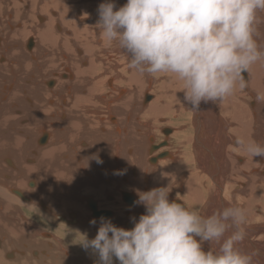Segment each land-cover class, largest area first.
<instances>
[{
  "label": "bare ground",
  "instance_id": "bare-ground-1",
  "mask_svg": "<svg viewBox=\"0 0 264 264\" xmlns=\"http://www.w3.org/2000/svg\"><path fill=\"white\" fill-rule=\"evenodd\" d=\"M106 2L118 9L127 0H0V262L5 250L18 248L9 251L14 261L0 264H99L91 249L86 255L75 241L72 253L81 261L57 241L41 244L36 236L47 237L45 225L59 226L52 217L64 221L68 215L70 223L76 221L69 233L94 239L100 220L93 225L89 216L100 218L89 208L92 203L110 213L115 226L130 230L131 218L145 213L134 205V189L167 185L170 201L184 202L204 217L221 211L219 192L232 202L228 207L244 208L249 243L238 247L258 251L253 264H264V247L255 245L264 246V157L246 150L252 142L264 146V60L242 73L245 87L237 82L226 100L202 103L194 111L172 74H138L117 43L112 52L121 58L112 60L110 42L96 28L98 7ZM259 30L258 43L264 44V24ZM106 63L111 67L104 70ZM163 125L165 140L155 145L151 133L158 140ZM164 144L168 150H162ZM152 146L169 155L148 162L145 153L153 154ZM138 174L132 184L127 180ZM24 209L33 213L26 221L13 215ZM45 246L46 257H25ZM218 247L203 245L205 251Z\"/></svg>",
  "mask_w": 264,
  "mask_h": 264
},
{
  "label": "clouds",
  "instance_id": "clouds-1",
  "mask_svg": "<svg viewBox=\"0 0 264 264\" xmlns=\"http://www.w3.org/2000/svg\"><path fill=\"white\" fill-rule=\"evenodd\" d=\"M114 9L111 2L99 5V34L118 44L138 74H172L194 111L226 100L237 82L245 87L242 73L264 60V44L258 43L264 0H127ZM246 150L264 157L256 142ZM169 194L168 185L138 192L134 205L145 213L131 218L132 229L101 217L95 238L84 235L81 246L98 255L99 264H113V258L119 264H253L259 252L238 247L246 239L244 208L204 217L170 201ZM204 243H216L218 251H205Z\"/></svg>",
  "mask_w": 264,
  "mask_h": 264
},
{
  "label": "rangeland",
  "instance_id": "rangeland-1",
  "mask_svg": "<svg viewBox=\"0 0 264 264\" xmlns=\"http://www.w3.org/2000/svg\"><path fill=\"white\" fill-rule=\"evenodd\" d=\"M122 3L124 4V2L122 1ZM108 46H109V51H110V55L112 56L111 58H112V60H118V59H120L121 57L120 56H116V54L115 53H113L112 52V50L115 48L114 46H113V44L112 43H106ZM111 67V64L110 63H106V64H104L103 65V68H104V70H106V69H108V68H110ZM105 76H107V75H105ZM152 79H154L153 77H152ZM154 81H155V79H154ZM154 81H153V84L152 85H154ZM47 82H49V81H47ZM49 88H51V87H49ZM149 93H150V91H149ZM152 100V99H151ZM137 104L138 103H135L134 104V106L132 107V109H134V108H136V107H138L137 106ZM149 104V103H148ZM101 111H102V115L103 116H105V114H106V110L104 109V107L103 106H101ZM106 117V116H105ZM107 118V117H106ZM106 120V119H105ZM112 125H113V123H111ZM170 127H173L172 125H170ZM164 128H166V125H163V126H161L160 128H159V133H160V135L163 137V138H161V136H160V138L157 140L156 139V137H155V135L154 134H152L151 133V135H152V137L154 138V144L155 145H157V144H160V142H163L164 140H165V137H164V135L162 134V132H161V130L162 129H164ZM173 128H178V127H173ZM45 132H47L46 130H44ZM172 135V134H171ZM170 135V136H171ZM153 142H152V144H153ZM169 143V141L167 140V144ZM145 146H146V143H145ZM168 145H166V146H164V147H162V150H165L166 148H167V150L169 149V146L167 147ZM159 149V148H158ZM157 149V150H158ZM157 150H155L154 152H153V154H151V155H148V151H146V153H145V155H146V160H148V162H149V159L150 158H152V157H155V156H157V155H159L161 152H159V153H157L156 151ZM163 152V151H162ZM157 153V154H156ZM156 154V155H155ZM162 160V159H161ZM147 164H150V163H147ZM154 165V164H153ZM149 166V165H148ZM152 167H154V166H149V168H152ZM133 169H135V170H137L136 169V167L134 166L133 167ZM125 177V176H124ZM141 177V175L140 174H138L136 177H133L132 175H131V179L130 178H127V180L129 181V182H131V184L134 182V180L136 179V178H140ZM128 183V182H127ZM126 183V184H127ZM122 191V190H121ZM121 191H119V192H121ZM134 191H135V193L134 194H136V195H138V192H137V190H135L134 189ZM12 194V193H11ZM115 195H119V193L118 192H116V193H114ZM113 194V200L115 199V195ZM80 196H82L83 197V194L82 195H80ZM86 197H87V195H85ZM32 197V196H31ZM94 197V196H93ZM112 198L111 199H107V198H105V200H106V202L107 203H112L113 202V200H112ZM119 198H120V195H119ZM220 198H221V200H220ZM94 199H95V197H94ZM175 199H178V200H180V201H182V199L180 198V197H175ZM95 200H97V202H98V199L96 198ZM218 200H219V203H220V208H221V210L223 209L222 208V206H221V201L224 203V205H225V208L226 207H228L227 205H232V202L230 201V199L228 198V197H224V198H222V193L221 192H219V194H218ZM121 202H122V204L124 203L122 200H120ZM124 201L126 202V200L124 199ZM214 202V201H213ZM22 203H25V202H22ZM80 203H82L83 205H84V202L82 201V200H80ZM86 203V202H85ZM99 203V202H98ZM183 204H184V206L186 205L184 202H182ZM25 204H28V203H25ZM125 204V203H124ZM125 206V209L127 210L129 207L125 204L124 205ZM136 207V206H135ZM186 208H187V210H189L190 211V208H189V206L188 205H186L185 206ZM40 208V207H39ZM131 208H134V207H131ZM214 209H216L217 210V208L216 207H214ZM126 210H124V211H126ZM25 211V212H24ZM24 211H22V210H17L16 212H14V216H16V217H18V215H24V217L25 218H23L24 219V221H26L27 219H29V218H31L32 217V215H33V213H31V212H28L26 209H24ZM42 211V210H41ZM90 211V210H89ZM123 211V212H124ZM43 212V211H42ZM75 213H76V211H74ZM129 212V211H128ZM218 212V211H217ZM57 213V212H56ZM44 214H46V215H48L47 213H45L44 212ZM13 215H10V217H12ZM58 216V215H57ZM131 216V215H130ZM63 218V217H62ZM67 218V219H66ZM89 218H91V220H100V219H97V218H93L92 217V215L91 216H89ZM52 219L57 223V224H59V226H57V225H55V226H53L55 229H58V231L61 233V234H64V235H66V236H63V238H60L59 236H58V234L56 233V230L55 229H53L52 227L50 228V230L49 229H47L48 227H50V226H47V225H45L44 226V228H42V232H44V233H47L48 235H47V237H45V236H42V235H40V236H36V238H38V239H40V242H41V244H42V242H44L45 240H51L54 244H56V241H57V247H59V249L61 248V249H63V250H68V254H69V257L70 258H74L75 260H77V261H81L80 259L81 258H79L78 256H73V253H72V247L71 246H73L74 247V245H73V242L75 241V243H76V246H78V247H82L81 246V244L84 242V241H82V240H80L79 238H81L80 237V235L78 234V233H75V232H72V233H69L68 232V230H73V228H75L76 227V221H75V223H69L70 222V219H69V217H68V215L67 216H65V219H64V221L66 222V223H64L63 221H60L58 218H56L55 217V219L52 217ZM27 222H29L30 224H32V226H34V225H36L37 227H43V224H39L38 222H36V224H34L31 220L30 221H27ZM258 225H260V223L258 224V223H255V224H252V226H258ZM251 227V226H250ZM35 228V227H34ZM36 229V228H35ZM126 229V228H125ZM126 230H128V229H126ZM231 231L232 230H230V231H228L227 232V235L226 236H228V235H231ZM41 232V231H40ZM77 235H78V237H77ZM48 236H50V237H48ZM260 237V236H259ZM55 238V239H54ZM89 240H91V237H87ZM79 239V240H78ZM93 239V238H92ZM246 241V240H245ZM255 241V243H257L256 241H259V239L258 240H254ZM81 242V243H80ZM246 243H249V241H246ZM1 245H3V242H1L0 243V246ZM255 245H259L257 248H262V247H264V246H262V243H259V244H255ZM44 246V245H43ZM13 249H17L18 250V248L17 247H12V248H9V249H7V250H5L4 252H3V254H2V256H1V262L0 263H2V262H4V263H9L10 261H14L15 260V258L14 259H12L13 258V256H11V254L9 253V251H11V250H13ZM22 250V249H21ZM48 250H49V248H48V246H45L44 248H39V247H34L31 251H29V255L28 256H25L26 258H33V257H35V256H42V257H46V255L48 254ZM84 251L86 252L85 254L87 255V254H89V252L87 251V250H85L84 249ZM23 252L25 253V254H28L27 253V251L26 250H24L23 249ZM83 253V252H82ZM38 254V255H37ZM54 254H55V251H54ZM60 254H61V252H60ZM84 254V253H83ZM44 255V256H43ZM95 256H90L92 259H93V261H95V262H97V261H99V257H98V255H96V254H94ZM68 257V258H69ZM98 258V259H97ZM89 263V260H88V262H87V264ZM73 264H76V263H74L73 262ZM81 264H84L82 261H81ZM113 264H119V262L115 259V258H113Z\"/></svg>",
  "mask_w": 264,
  "mask_h": 264
},
{
  "label": "water",
  "instance_id": "water-1",
  "mask_svg": "<svg viewBox=\"0 0 264 264\" xmlns=\"http://www.w3.org/2000/svg\"><path fill=\"white\" fill-rule=\"evenodd\" d=\"M30 46H31V44L28 45V47H30ZM165 145H166V144L162 145L161 147H163V146H165ZM159 148H160V147H159ZM151 149H152V151H153V150H157L158 148L155 147V146H152ZM168 155H169L168 152L160 153L156 158H153L154 160L152 161V163H155V162H157L158 159L165 158V157H167ZM177 202H179V201H177ZM179 203H180V202H179ZM180 204H181V203H180ZM183 206H184V205H183ZM89 208L93 211V215H94V216H97V217H99V218H101V217L107 218V217L110 216V213H108V212H98V211L96 210V205H95L94 203H92L91 205H89Z\"/></svg>",
  "mask_w": 264,
  "mask_h": 264
},
{
  "label": "crops",
  "instance_id": "crops-1",
  "mask_svg": "<svg viewBox=\"0 0 264 264\" xmlns=\"http://www.w3.org/2000/svg\"><path fill=\"white\" fill-rule=\"evenodd\" d=\"M64 223H66L65 221H63ZM70 223V222H69Z\"/></svg>",
  "mask_w": 264,
  "mask_h": 264
}]
</instances>
